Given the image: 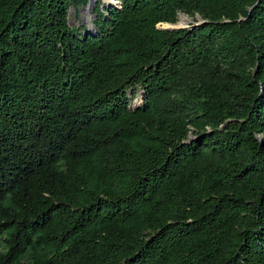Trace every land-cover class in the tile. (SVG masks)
I'll use <instances>...</instances> for the list:
<instances>
[{"label":"trees","instance_id":"obj_1","mask_svg":"<svg viewBox=\"0 0 264 264\" xmlns=\"http://www.w3.org/2000/svg\"><path fill=\"white\" fill-rule=\"evenodd\" d=\"M118 1L0 0V264H264V0Z\"/></svg>","mask_w":264,"mask_h":264},{"label":"rangeland","instance_id":"obj_2","mask_svg":"<svg viewBox=\"0 0 264 264\" xmlns=\"http://www.w3.org/2000/svg\"><path fill=\"white\" fill-rule=\"evenodd\" d=\"M100 2L103 3V7H102L103 11L104 9H106V7H111V6L120 8V2L118 0H90L87 7L81 8L79 16H77L76 11L74 9L70 10L69 12L70 13V23L72 25L85 28V31L87 33H90L91 35L95 36L97 31L94 26V21L96 20V16L94 15V10H95V7ZM182 19H185L186 23L182 27H180V29L188 28L189 26H192L194 23L198 24L200 22L199 17L189 18L185 15H180L176 25L175 24H171V25L177 26L180 22H182ZM171 25L165 24L163 27H172ZM132 101H133L131 103L132 108H137L142 104L143 91L141 88L138 89L137 96Z\"/></svg>","mask_w":264,"mask_h":264},{"label":"water","instance_id":"obj_3","mask_svg":"<svg viewBox=\"0 0 264 264\" xmlns=\"http://www.w3.org/2000/svg\"><path fill=\"white\" fill-rule=\"evenodd\" d=\"M199 19H200V22L198 23V24H196V25H200V24H202V23H205L206 21H203L200 17H199ZM166 25H171V24H166ZM176 25V24H175ZM175 25H171L172 27H163V29L164 30H179L180 28H174L173 26H175ZM87 34H89V35H91L90 33H87ZM93 36V35H92Z\"/></svg>","mask_w":264,"mask_h":264},{"label":"bare ground","instance_id":"obj_4","mask_svg":"<svg viewBox=\"0 0 264 264\" xmlns=\"http://www.w3.org/2000/svg\"><path fill=\"white\" fill-rule=\"evenodd\" d=\"M186 23L185 19H182V22H180L177 26H175L174 28H180L182 27L184 24Z\"/></svg>","mask_w":264,"mask_h":264}]
</instances>
